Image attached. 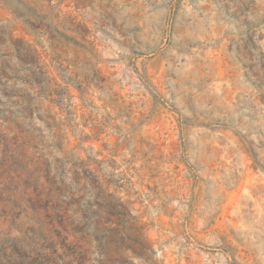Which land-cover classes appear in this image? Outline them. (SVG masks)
Masks as SVG:
<instances>
[{
    "label": "rangeland",
    "instance_id": "rangeland-1",
    "mask_svg": "<svg viewBox=\"0 0 264 264\" xmlns=\"http://www.w3.org/2000/svg\"><path fill=\"white\" fill-rule=\"evenodd\" d=\"M0 264H264V0H0Z\"/></svg>",
    "mask_w": 264,
    "mask_h": 264
}]
</instances>
